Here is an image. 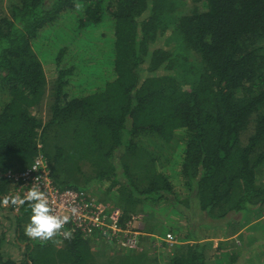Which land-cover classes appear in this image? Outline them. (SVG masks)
Segmentation results:
<instances>
[{
  "label": "trees",
  "instance_id": "1",
  "mask_svg": "<svg viewBox=\"0 0 264 264\" xmlns=\"http://www.w3.org/2000/svg\"><path fill=\"white\" fill-rule=\"evenodd\" d=\"M50 31L62 54L49 61L57 67L51 82L34 45ZM163 36L167 47H157ZM90 50L107 51L104 62L110 53L114 79L104 84L91 69L97 58L83 60ZM80 67L90 79L77 80ZM76 131L82 150L94 138V154L111 161L97 177L111 176L108 190L120 191L125 217L152 199L177 209L196 199L210 217L237 212L251 221L264 209V0H0V199L8 171L31 165L39 141L56 183L83 189L81 164L67 160ZM31 215L27 203L15 212L18 236ZM230 229L226 237L238 230ZM184 233L166 264H207L194 228ZM143 245L124 250L76 231L26 239L17 260L0 238V264H158Z\"/></svg>",
  "mask_w": 264,
  "mask_h": 264
},
{
  "label": "rangeland",
  "instance_id": "2",
  "mask_svg": "<svg viewBox=\"0 0 264 264\" xmlns=\"http://www.w3.org/2000/svg\"><path fill=\"white\" fill-rule=\"evenodd\" d=\"M4 1V3H7V0H1ZM62 24H65V22L62 20V22L60 21L58 23V25L52 29L53 32H57L58 27ZM101 27H103V25H101ZM104 28V33L107 31V29L105 27ZM101 31V29H99ZM67 34H60V36L64 37ZM101 38L104 37V40L106 39V36L104 34L100 35ZM39 40H42L41 42H39ZM109 37L107 39V43H108ZM52 41H55V37L54 34L50 31L49 33H45L43 36H39L36 39V42H34V45L36 47V50L39 54V56L44 59V63L48 62L44 65L45 70H46V74L47 77L49 79V81L51 82L55 75H56V70L57 67L52 64L49 61H54L57 62L58 60L62 61V58H59V55L62 56V54H60L61 48L56 47V43L53 46L52 45ZM88 41L91 42H97V40L88 37ZM166 37L163 36L160 39H158V41L156 42V46L157 47H167L166 44ZM114 42V36H111V45ZM99 45V43H98ZM99 47V46H98ZM100 49H102L101 47H99ZM96 51L95 50H90L87 52L86 56L83 58V60H88V59H93V58H97L96 60H92L91 62H93L91 69L93 70L94 67H97V73H101V76H99V79L103 81V83L105 84L108 80H112L115 77V72L113 70V64H112V60L111 62L109 61V56L110 53L106 59V61L104 62V57L107 53V51L104 52L103 55H99L98 57L95 55ZM94 71V70H93ZM80 72H82L83 74L79 73V76L77 77V80H80L81 82L88 78L90 79L91 75H89V73H87L84 69V67H80ZM111 72V75H110ZM103 84V85H104ZM40 116L43 117V119L46 121L48 119V111L47 109L45 110V108H43V110H41ZM81 129H79L78 131H80ZM78 131H76V137H77V144L75 146V148H68V159L70 163L72 164H81V168L82 171L85 172L84 175H79V179L81 181L78 180V184L80 186L83 187V189L87 190L89 193H91L92 195H94L95 197H97L99 200L103 201L104 203L108 204L110 207H118V203L120 200V195L119 192L117 190H108V187L110 185L109 179L111 176H106L103 177L102 180L98 179V173L100 174H104V172H109L112 171V165H111V161L110 160H101V157L94 154L96 152H93L92 149L95 147L91 148V144L94 141V138H90L89 143L87 145H90V148H87L85 150H82L81 146H80V139L78 136ZM155 137V136H153ZM246 139V137H245ZM181 141V137L178 136L177 137V141L174 142L173 145L178 144ZM88 142V141H85ZM71 142H69L70 144ZM43 144V143H42ZM68 144V145H69ZM99 145V144H98ZM97 146V145H96ZM170 149L167 151V153H169L171 151V153L174 151ZM165 150V151H166ZM165 159V157H164ZM164 159H161L160 157V163H165ZM86 160V161H84ZM164 160V161H163ZM83 161V162H82ZM93 163V168L91 167L90 164ZM169 170V169H168ZM170 171V172H169ZM169 174L172 176L174 183L176 184V187L179 188L180 186V181H179V175L175 176L173 175V171L171 172V170H169ZM261 176H260V181L261 183L264 185V164L261 166ZM86 175V177L84 178V176ZM78 176V174H77ZM89 178V179H88ZM122 184H119V187L122 188L121 186ZM177 188L175 189L176 193L178 194ZM109 191V192H108ZM182 194H183V199L186 195V191L185 190H181ZM8 194L5 196L7 197ZM185 205L184 207H187L186 202H184ZM181 206H178L179 209L172 207V205L170 204V201L167 200H150L147 202V205L145 206V208H143L141 211L143 214H145V219L144 221L141 223L139 221H136V226L141 225L142 227V231L143 234L141 236V244H144L143 246H145L148 250L149 253H154L155 257H156V261L158 262V264H166L167 263V258H169V256H171L173 254V249L181 244L182 241L181 239L184 237L185 235V231L187 230V228L189 226H187V222L185 221L186 217L189 214V211H191V208L193 206H190L187 208L188 211L187 214L184 211H181L183 209V205L180 204ZM11 205H9L10 207ZM8 206H0V238H3L4 240V251L8 254L11 255L14 258H17V260H20L23 256V254L25 253V245H26V239L27 240H32L29 237H27L24 233V229L27 226L26 224H24L21 227V231L22 234H20L18 236L17 234V224H16V220L14 218V214L16 212L11 210ZM122 211L123 209L120 208ZM137 212V213H139ZM124 213V211H123ZM263 211L262 209H260L259 211H257L256 215L254 214V216L252 217L251 221H256L258 219L259 223L258 224H253L252 227L250 229H253V232L258 231L260 229L264 228V219H263ZM125 216V215H124ZM262 218V220H259V218ZM198 218V214H196V216H194V219ZM194 223H196L194 221ZM197 224V223H196ZM240 224L237 223V227ZM184 226H186V228H184ZM235 227V228H237ZM194 228V232L195 235H197L198 229L196 227ZM168 232H171L177 239V242L175 244H169L168 242H166L165 240H161L159 238H157V236L160 237H165L167 235ZM19 238H21L22 240H19ZM59 238L63 239L62 237L59 236ZM237 242L240 243V240H238V237L236 238ZM259 240V238H258ZM99 244L98 242L95 243V245ZM108 244V243H106ZM250 244H257L256 241L254 240H250ZM110 249V248H109ZM112 250V252H120L118 249L114 248V249H110ZM126 252V251H125ZM253 264H259V260L256 259Z\"/></svg>",
  "mask_w": 264,
  "mask_h": 264
},
{
  "label": "built area",
  "instance_id": "3",
  "mask_svg": "<svg viewBox=\"0 0 264 264\" xmlns=\"http://www.w3.org/2000/svg\"><path fill=\"white\" fill-rule=\"evenodd\" d=\"M38 147L39 153L31 165L22 170L8 171L11 187L7 197L11 198L17 194L23 197L37 180L42 190L49 195L56 213L69 217L64 231H71L72 234L79 231L84 237H90L96 241L114 240L124 250L137 249L141 244L143 231L141 225L136 226V221L142 223L145 214L132 213L125 217L120 208L110 207L85 189L59 186L53 177L51 164L42 150L41 141L38 142ZM12 207L16 211L20 208V206ZM72 208L77 210L75 215L72 213ZM60 237L64 239L63 236ZM157 238L169 244L177 242L171 232H168L164 238L160 236Z\"/></svg>",
  "mask_w": 264,
  "mask_h": 264
},
{
  "label": "crops",
  "instance_id": "4",
  "mask_svg": "<svg viewBox=\"0 0 264 264\" xmlns=\"http://www.w3.org/2000/svg\"><path fill=\"white\" fill-rule=\"evenodd\" d=\"M192 206L185 221L187 226L190 225V229H198L197 238L206 247L207 264H253L256 259L259 264H264V228L255 232L250 229L253 224L259 223L258 219L248 221L245 215L237 212H230L226 218L221 219L210 217L206 211L199 208L196 199ZM182 211L188 210L183 208ZM262 211L264 212V209ZM196 214L198 218L194 219ZM237 223L240 224L238 227ZM230 227H237L238 230L226 237ZM237 237L240 243L237 242ZM250 240L256 241L257 244H250Z\"/></svg>",
  "mask_w": 264,
  "mask_h": 264
},
{
  "label": "clouds",
  "instance_id": "5",
  "mask_svg": "<svg viewBox=\"0 0 264 264\" xmlns=\"http://www.w3.org/2000/svg\"><path fill=\"white\" fill-rule=\"evenodd\" d=\"M26 203L32 213L30 223L24 229L27 237L41 242L51 241L59 236H63L65 239L72 238L71 231H64L65 225L69 222V217L56 213L52 207L49 195L42 190L37 180L23 197L17 194L11 198L4 197L0 199V204L4 206L9 204L12 206H23ZM76 212V208H72L73 215Z\"/></svg>",
  "mask_w": 264,
  "mask_h": 264
}]
</instances>
